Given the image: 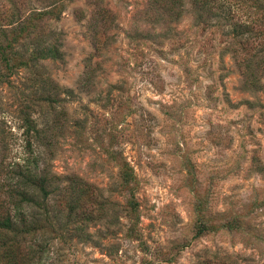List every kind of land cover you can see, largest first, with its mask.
Wrapping results in <instances>:
<instances>
[{
  "label": "rangeland",
  "instance_id": "374dc122",
  "mask_svg": "<svg viewBox=\"0 0 264 264\" xmlns=\"http://www.w3.org/2000/svg\"><path fill=\"white\" fill-rule=\"evenodd\" d=\"M62 1L50 39L61 59L0 83V211L15 215L8 191L34 167L50 180L54 225L68 220L69 179L92 185L61 236L35 239L34 250L47 244L36 264H264V173L255 169L264 162V87H242L226 30H203L188 4L177 22L152 30L146 0H100L115 17L113 40L91 56L99 68L88 85L82 76L95 51L86 22L96 0ZM34 7L0 0V16ZM21 43L20 53L29 47ZM53 85L57 105L46 101ZM28 119L39 134L26 135ZM111 152L132 166L133 195L118 186ZM236 218L239 229L223 226Z\"/></svg>",
  "mask_w": 264,
  "mask_h": 264
},
{
  "label": "trees",
  "instance_id": "16d2710c",
  "mask_svg": "<svg viewBox=\"0 0 264 264\" xmlns=\"http://www.w3.org/2000/svg\"><path fill=\"white\" fill-rule=\"evenodd\" d=\"M33 1L38 7L31 8L27 14L19 12L18 14L10 13L4 18L2 15L0 16V64L3 66V71L0 72V83L8 81L13 73L20 68H26L31 73L40 62L62 57L59 46L50 43V39L52 36L51 22L60 19L63 1ZM187 4L192 20L203 30H209L213 26L226 30L224 32L229 39L227 51L232 54L237 68L241 71L242 87L262 89L264 85L259 82L257 73H264V0H146L145 10L142 14L145 16L146 22L151 24V29L155 30L159 23L170 26L177 22L182 17ZM94 5L95 8L91 9L90 17L86 22L95 51L86 61L82 76L83 84L88 85H91L99 68V63H93L91 56H99L111 46L110 41L113 40L111 32L115 22L114 14L108 6L102 4L100 0H96ZM74 13L78 20L86 17L83 9L77 8ZM14 16L18 18V21L12 22ZM5 18L6 20H4ZM136 34L142 35L138 32ZM19 41H22L21 44L29 46L21 53L13 49L15 43H19ZM34 83H36L35 79ZM52 87L54 91L47 90L46 92V101L57 105L60 89L57 85ZM34 124L30 119L26 122L29 131L26 133L28 137L32 133L39 134ZM31 145V139H27L26 146L32 154ZM111 154L113 153H109L110 157L116 161L119 168L118 186L121 190L133 195L132 188L137 186V179L132 166L122 154L116 158ZM256 162L255 169L264 173V162L261 163L259 160ZM33 170L34 172L31 169L29 172H24L19 186L17 188L11 186L8 191L12 206L16 210L15 215L8 212L6 208L3 212L0 211V264H36V262H40L47 244L44 242L35 243L34 246L37 250H34L32 245L35 239L45 231L50 232L53 237L61 236L67 224L75 216L74 211L79 199L85 197L83 194L86 189L88 186H92L76 176L69 179L70 183L67 186L71 187L70 194L73 201L69 208L68 220H61V223L57 220L54 225L48 203L52 192L48 189L50 180L47 176L40 175L35 167ZM21 174L19 173V176ZM24 206L36 209V211L31 210L30 213H26L23 211L26 208ZM130 206L132 211L136 210L135 202L131 201ZM100 211L102 210L100 209ZM91 216L92 214L88 217L85 216L84 220L94 217ZM239 224L240 220L236 218L223 226H227L226 228L231 231L239 229ZM205 229L206 225L202 223L198 228L197 235L203 234ZM27 239L31 240L28 248L24 246L29 241ZM231 264L236 263L231 262Z\"/></svg>",
  "mask_w": 264,
  "mask_h": 264
}]
</instances>
